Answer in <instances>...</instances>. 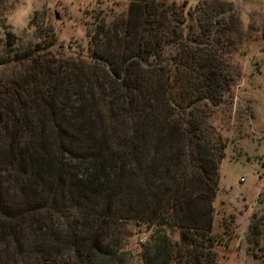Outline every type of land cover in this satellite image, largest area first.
Returning a JSON list of instances; mask_svg holds the SVG:
<instances>
[{"label": "trees", "instance_id": "obj_1", "mask_svg": "<svg viewBox=\"0 0 264 264\" xmlns=\"http://www.w3.org/2000/svg\"><path fill=\"white\" fill-rule=\"evenodd\" d=\"M188 7L132 0L70 54L0 41V264L218 263L232 41Z\"/></svg>", "mask_w": 264, "mask_h": 264}, {"label": "rangeland", "instance_id": "obj_2", "mask_svg": "<svg viewBox=\"0 0 264 264\" xmlns=\"http://www.w3.org/2000/svg\"><path fill=\"white\" fill-rule=\"evenodd\" d=\"M131 1L8 0L0 13V41L9 33L20 49L55 41L70 54L87 46L100 22L126 11ZM165 1L180 8L187 2L190 13L201 11L190 15L197 34L213 23L220 32L208 39L232 41L224 59L235 77L233 97L212 120L228 145L214 203V235L222 241L217 264H264V0ZM129 228L134 236L128 248L137 252V243L151 232Z\"/></svg>", "mask_w": 264, "mask_h": 264}, {"label": "built area", "instance_id": "obj_3", "mask_svg": "<svg viewBox=\"0 0 264 264\" xmlns=\"http://www.w3.org/2000/svg\"><path fill=\"white\" fill-rule=\"evenodd\" d=\"M142 238L146 240V238H144V237H142ZM142 238H141V240H143ZM143 242H144V241H141V243H143Z\"/></svg>", "mask_w": 264, "mask_h": 264}]
</instances>
